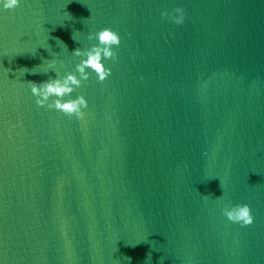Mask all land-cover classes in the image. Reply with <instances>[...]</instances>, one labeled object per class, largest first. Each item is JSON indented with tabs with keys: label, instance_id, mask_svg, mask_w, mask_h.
Here are the masks:
<instances>
[{
	"label": "water",
	"instance_id": "obj_1",
	"mask_svg": "<svg viewBox=\"0 0 264 264\" xmlns=\"http://www.w3.org/2000/svg\"><path fill=\"white\" fill-rule=\"evenodd\" d=\"M173 7L180 25L160 16ZM105 27L116 59L71 94L82 118L38 107L28 82L56 74L43 64L73 71ZM237 203L249 226L221 214ZM0 264H264V0L0 13Z\"/></svg>",
	"mask_w": 264,
	"mask_h": 264
},
{
	"label": "clouds",
	"instance_id": "obj_2",
	"mask_svg": "<svg viewBox=\"0 0 264 264\" xmlns=\"http://www.w3.org/2000/svg\"><path fill=\"white\" fill-rule=\"evenodd\" d=\"M19 2L20 0H0V13L16 8ZM184 15L182 7H173L170 11L160 12L161 18L167 19L175 25L183 23ZM86 39L94 40L95 43L84 48L74 49L70 53L72 57L78 59V62L74 64L73 71H65L61 75L58 67L63 68L64 64L53 58L46 61L43 66L44 72L51 69L56 73L55 77L40 82H28L30 93L35 97V104L38 107H47L77 120L82 118V110L87 108V101L81 95H76L73 98L71 94L75 89L81 87L82 82L88 81L89 73L95 75L97 82L104 81L110 75V69L105 66V62L109 59H116L114 48L120 42L119 35L106 27L94 34L89 33ZM63 48L66 50L65 46ZM220 211L228 222L240 227L249 226L253 222L247 203L224 205Z\"/></svg>",
	"mask_w": 264,
	"mask_h": 264
}]
</instances>
